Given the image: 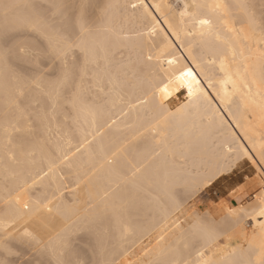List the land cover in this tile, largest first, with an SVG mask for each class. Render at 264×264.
Listing matches in <instances>:
<instances>
[{
  "label": "bare ground",
  "instance_id": "1",
  "mask_svg": "<svg viewBox=\"0 0 264 264\" xmlns=\"http://www.w3.org/2000/svg\"><path fill=\"white\" fill-rule=\"evenodd\" d=\"M60 2L90 5L87 31L70 21L78 47L42 61L39 87L23 82V113L14 102L22 82L0 63V250L20 238L6 239L11 227L45 244L65 235L57 256L84 264H172L178 255L197 259L201 249L217 264H257L253 234L259 238L264 221L253 219L264 207V0H0V29L18 19H51L49 4ZM216 2L226 11L206 7ZM193 3L205 6L189 12L209 19L210 29L201 32L192 15H182ZM241 4L249 6L247 14ZM55 19L57 27L64 22ZM187 71L192 77L182 85ZM65 109L68 132L67 124H57ZM246 163L261 183L251 204L226 207L218 222L229 233L221 241L219 232L194 238L205 214L201 220L194 208L188 213L183 196L192 198L193 189ZM17 195L31 212L21 216ZM17 246L9 247L13 256L19 250L26 258L32 250L55 264L43 247L20 252Z\"/></svg>",
  "mask_w": 264,
  "mask_h": 264
},
{
  "label": "snow or ice",
  "instance_id": "2",
  "mask_svg": "<svg viewBox=\"0 0 264 264\" xmlns=\"http://www.w3.org/2000/svg\"><path fill=\"white\" fill-rule=\"evenodd\" d=\"M90 5L85 2L66 4L63 2L60 3H50L48 9L51 11V19L41 15L39 19L30 20V19H18L15 26L10 27L8 23H5L3 29H0V63H2L6 70L11 71L14 78L22 82L21 86L17 88V95L15 98V105L17 109L23 113L24 109L21 108L20 100L25 95V83L30 82L31 84L39 87V76L42 71L41 64L42 61L48 57L50 54H54L57 58L66 56L68 52L72 51L74 47H78L73 42L72 26L70 21H75V24L79 26L81 33L87 31V16L88 8ZM112 5H106L107 8H111ZM135 7V5H133ZM205 7L204 5H198L193 3V5H185V13L190 14L194 17V21L201 26V32L205 27L211 28V21L207 18H200L196 13L189 12L190 8H201ZM208 7L213 12L223 13L226 11L227 6L223 3L216 2L214 4H209ZM240 7L247 14L248 5L241 4ZM62 17L64 22L61 23L60 27H57L56 17ZM250 23H254V17L249 16ZM24 28H29L33 32L37 33V37H27V39L32 41L31 47H24L20 45L19 41L24 39L22 30ZM233 31V29H229ZM264 56V52L261 53ZM151 59V57H149ZM171 63V61H170ZM223 70V67H222ZM185 77H192L191 71L182 73L179 78L181 84L183 85ZM189 95L192 94V87L189 83L188 85ZM166 91V89H165ZM19 131V129H16ZM5 131H8L5 128ZM264 157V154H262ZM15 203L19 209H23L21 216L32 211L31 205L27 200L22 201L20 196L17 195ZM261 204H264V200L261 201ZM49 211L51 209L49 208ZM247 214V213H246ZM255 217L264 218V207H260L258 211L255 212L253 219ZM260 235L259 238L256 234H253V240L259 239V256L257 259V264H264V221L260 222ZM6 239L13 238L15 239L14 233L20 236L17 243L21 247L38 249L43 247L45 250L50 251L55 257V264H84L82 261H70L64 260L57 256V250L63 249L67 246V239L65 235L58 233L56 237L50 239L47 244H45L42 238H38L33 233L27 231L26 229L20 232L19 230L8 227L5 229ZM202 236L203 238H210L214 236V229L203 223H198L193 228V237ZM187 247V245H186ZM3 250L9 254L12 253V250L5 244ZM17 255L20 253L17 252ZM197 259L187 260L178 257L172 261V264H217L215 260L209 255H206L204 250H197ZM22 264H30L29 261H24ZM38 264H53L52 260L49 261H40ZM234 264V262H232Z\"/></svg>",
  "mask_w": 264,
  "mask_h": 264
},
{
  "label": "rangeland",
  "instance_id": "3",
  "mask_svg": "<svg viewBox=\"0 0 264 264\" xmlns=\"http://www.w3.org/2000/svg\"><path fill=\"white\" fill-rule=\"evenodd\" d=\"M33 1V3L34 2H36L37 0H32ZM35 4V3H34ZM263 7V8H262ZM262 7L260 6L259 8L261 9V12H262V14H263V16H264V6L262 5ZM258 8V9H259ZM260 11V10H259ZM24 32V31H23ZM29 32L30 31H25L24 33H23V35H24V37H25V41L27 40V42H23V44H24V47H31L32 46V41L31 40H29V39H27V37H37V35L34 33V32H32V33H30L29 34ZM28 40H29V42H28ZM22 41H24L23 39H22ZM28 43V45L26 46V44ZM30 44V45H29ZM6 73H9V71H7ZM9 76L10 75H12V72L10 71V74H8ZM180 99L182 98V96L180 95V97H179ZM178 100H173V103H172V106H174V105H176L178 102H177ZM175 102V103H174ZM39 104V103H38ZM68 110H64L63 112H62V115H64L65 114V118H62L60 115H57V116H59V118L58 119H60V121L59 120H57V124H59V126L61 125H64V124H67V127H64L65 129H67V128H69V129H67V132H68V130L69 131H71V129H72V127H71V125H69L70 123H68L69 122V118L70 117H68L67 116V114H70L69 112L70 111H68ZM30 115V114H29ZM30 117V119L31 118H33V116L31 117V116H29ZM66 118H68V119H66ZM35 119V118H34ZM56 119V118H55ZM65 119V120H64ZM32 120V119H31ZM63 120L66 122H63ZM28 121H29V118H28ZM35 121V120H34ZM56 121V120H55ZM29 123H32L33 124V120H32V122H29ZM36 123V121L34 122V124ZM62 123V124H61ZM32 124H30L31 125V127L33 126ZM37 124V123H36ZM35 124V125H36ZM64 126H66V125H64ZM34 127V126H33ZM37 127V126H36ZM35 128V127H34ZM35 130H36V128H35ZM38 132V130L37 131H35L34 133H36V134H38L39 135V133H37ZM37 135V136H38ZM38 140H39V138H38ZM40 140H41V138H40ZM256 174L254 173V171H253V169H250L249 168V164H245L244 166H241V167H239V168H234L232 171H230V172H228V174H224V175H222V177H220V178H218V179H216L215 180V182H213L209 187H207V188H203V189H199V190H195V189H197V188H195V189H193L192 190V192H193V194H194V196H197V197H195L194 198V196L191 198V195H190V192L188 193V195L187 194H185L183 197V201H182V204H184L183 205V207H185V210L186 211H188V213H190L191 212V210L194 208V211H192L193 213L195 212V210H196V214H197V216L196 217H198L199 219H201L202 218V215H203V217H204V214H205V219L204 218H202L203 220H204V224H207V225H209V221H208V219H209V217H210V215H211V217H210V219H211V222H210V225L209 226H211L213 229H214V233L216 234H218V232H219V234H221L220 235V241L222 240V238H223V236L225 235V234H228L229 233V231H228V228L225 226V224H223L222 225V223L220 224V222H218L219 221V218L221 219V221H222V219L224 218L223 216H224V214H225V211L227 210V208L228 207H232V206H234V205H244V206H247V205H249V204H251V202L253 201V198H254V196H255V194H257L258 192H259V190H260V188H261V183L259 184V181H258V177L257 176H255ZM68 184V183H67ZM66 184V185H67ZM70 184V183H69ZM68 184V185H69ZM67 185V186H68ZM177 191H181V188H175ZM175 190V191H176ZM196 192H195V191ZM198 191V192H197ZM181 194V196H180V198H182V192H180ZM195 193H196V195H195ZM176 194H178V193H176ZM189 197H190V199H189ZM194 198V199H193ZM193 199V200H192ZM185 202V203H184ZM2 203V202H1ZM0 203V204H1ZM195 203V205L194 206H192V204H194ZM1 206H2V204L0 205V210H2V208H1ZM190 206H192L191 207V209H190ZM227 207V208H226ZM187 208H188V210H187ZM217 209V210H216ZM208 210V211H207ZM214 210H216V211H214ZM3 211V210H2ZM204 211V212H203ZM214 211V212H213ZM191 212V213H192ZM200 214H199V213ZM208 212V213H207ZM190 213V214H191ZM192 213V214H193ZM202 213V214H201ZM204 213V214H203ZM206 213H207V215H206ZM209 213H210V215H209ZM195 214V213H194ZM201 215V216H200ZM194 216V215H193ZM206 216H208V217H206ZM223 217V218H222ZM207 218V219H206ZM201 219V220H202ZM208 222H207V221ZM216 222H214V221ZM217 220V221H216ZM205 221L207 222V223H205ZM225 221V218L223 219V221L222 222H224ZM222 225V226H221ZM246 226L247 227H249V223H246ZM84 233V232H83ZM83 233H82V235H83ZM224 234V235H223ZM81 235V234H80ZM79 235V236H80ZM84 236V235H83ZM82 237V236H81ZM88 238V237H87ZM1 241H4V239L2 240L1 239ZM10 243H11V241H12V243H14V240H8ZM5 242V241H4ZM6 242H7V240H6ZM5 242V243H6ZM9 242H7L8 244L7 245H10V243ZM17 242L15 241V243L14 244H11L10 246H11V248L13 249V247L14 246H16V245H18V246H20L19 244H16ZM76 243H79V242H76ZM75 243V244H76ZM16 244V245H15ZM80 244V243H79ZM14 245V246H13ZM78 245V244H77ZM9 246V247H10ZM13 246V247H12ZM18 246H17V248H16V250L18 249ZM83 246V245H82ZM81 247V246H80ZM10 248V249H11ZM19 248H24V247H19ZM11 249V250H12ZM20 249V252L21 251H23V249L21 250ZM14 250V249H13ZM13 250H12V256H13ZM19 251V250H18ZM18 251H16V252H18ZM24 251H26V248H25V250ZM29 252V253H28ZM27 253H28V257H26L27 258V261H31V263L30 264H32V262L34 261V259H32V257L34 256V255H36V256H34V258L38 261V262H40V261H42V260H46V261H49V260H47V258H44V257H41V258H39L37 255L38 254H33L32 253V250H31V253L33 254V256L31 255V253H30V251H28ZM34 252V251H33ZM7 254V253H6ZM14 254H16L15 253V251H14ZM21 254H25V256L27 255L26 254V252L25 253H20V255H14L13 257H16L15 259L12 257L11 259L13 260V263L14 264H22V262H24V261H26V258H25V256H24V258H23V256H21ZM5 253H4V251H2V250H0V256L2 257L1 259H0V261L3 259L4 260V258H6V263L7 264H9L12 260L10 259V255L9 254H7L8 255V257H7V255H5ZM19 256H21V258H19ZM31 258H30V257ZM40 256V255H39ZM7 259H10L9 261L10 262H8V260ZM18 260V261H16V263H15V260ZM22 260V262H20L21 260ZM23 259H25V260H23ZM40 259H42V260H40ZM20 260V261H19ZM5 261H4V263H5ZM3 262V261H2ZM5 263V264H6ZM12 263V262H11ZM12 263V264H13ZM34 263V262H33ZM36 264H38V263H36Z\"/></svg>",
  "mask_w": 264,
  "mask_h": 264
}]
</instances>
